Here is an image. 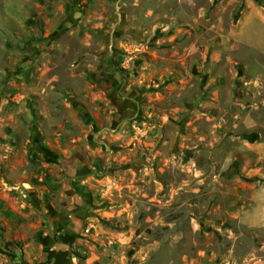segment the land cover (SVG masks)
<instances>
[{
  "label": "rangeland",
  "instance_id": "1",
  "mask_svg": "<svg viewBox=\"0 0 264 264\" xmlns=\"http://www.w3.org/2000/svg\"><path fill=\"white\" fill-rule=\"evenodd\" d=\"M0 264H264V0H0Z\"/></svg>",
  "mask_w": 264,
  "mask_h": 264
},
{
  "label": "crops",
  "instance_id": "2",
  "mask_svg": "<svg viewBox=\"0 0 264 264\" xmlns=\"http://www.w3.org/2000/svg\"><path fill=\"white\" fill-rule=\"evenodd\" d=\"M48 4H49V3H48ZM57 9H59L58 6H57ZM39 43H40V44H45V45L42 46V49H41L42 51H45V48H47L46 45H48L49 41H47V40H42V41H40ZM41 50H40V51H41ZM40 51H38V52H40ZM38 52H37V55L39 54ZM37 55H36V56L32 59V61H31V63H32L33 65H34V63H36V61L38 60ZM25 65H26V63H25ZM33 65H32V66H33Z\"/></svg>",
  "mask_w": 264,
  "mask_h": 264
},
{
  "label": "trees",
  "instance_id": "3",
  "mask_svg": "<svg viewBox=\"0 0 264 264\" xmlns=\"http://www.w3.org/2000/svg\"><path fill=\"white\" fill-rule=\"evenodd\" d=\"M61 230H62V228L59 229V231H61ZM56 242H61V243H63V244H67L66 242L61 241V240H59V239H56Z\"/></svg>",
  "mask_w": 264,
  "mask_h": 264
}]
</instances>
